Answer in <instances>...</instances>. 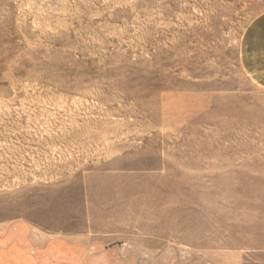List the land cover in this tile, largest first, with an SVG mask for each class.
Masks as SVG:
<instances>
[{"label":"rangeland","instance_id":"1","mask_svg":"<svg viewBox=\"0 0 264 264\" xmlns=\"http://www.w3.org/2000/svg\"><path fill=\"white\" fill-rule=\"evenodd\" d=\"M260 20L0 0V264H264Z\"/></svg>","mask_w":264,"mask_h":264},{"label":"crops","instance_id":"2","mask_svg":"<svg viewBox=\"0 0 264 264\" xmlns=\"http://www.w3.org/2000/svg\"><path fill=\"white\" fill-rule=\"evenodd\" d=\"M258 24H256V26H254V31L252 33V38L251 40H253V43H255V38L253 37L254 34H258L260 37L258 39L257 42H261L264 40L263 34H264V20H260L259 22H257Z\"/></svg>","mask_w":264,"mask_h":264}]
</instances>
